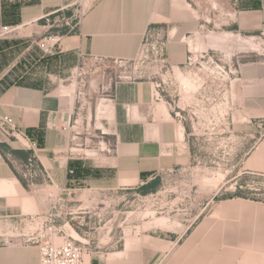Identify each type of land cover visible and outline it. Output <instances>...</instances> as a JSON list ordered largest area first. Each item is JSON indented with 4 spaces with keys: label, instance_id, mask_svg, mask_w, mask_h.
Returning <instances> with one entry per match:
<instances>
[{
    "label": "rangeland",
    "instance_id": "obj_1",
    "mask_svg": "<svg viewBox=\"0 0 264 264\" xmlns=\"http://www.w3.org/2000/svg\"><path fill=\"white\" fill-rule=\"evenodd\" d=\"M83 1L74 0L65 10L33 23L35 27H16L7 34L21 42L16 52L26 48V38L37 37V51L42 50L40 40L61 34L67 20L76 22L83 15ZM254 1L189 0L202 16L195 34L202 45L192 48L181 64L172 65L168 54L167 60L161 56L162 42L168 45L162 25L150 26L131 59L76 56L54 61V69H71L62 77L77 95L69 123L76 135L70 138L72 147L89 149L91 157L94 150L113 153L116 124L107 105L102 107L106 114L99 109L111 104L113 87L126 80L154 82L152 115L168 109L184 133V162L159 171L153 192L140 191L142 185L97 187L89 180L75 182L73 189H48L47 210L56 201L58 226L84 243L91 264H102L125 241L145 235L168 241L162 264H264L263 218L222 209L226 204L264 209V30H233L236 11L254 6ZM252 36L254 48L244 41ZM16 170L26 182L46 178L38 161L31 168L16 164ZM92 173L86 177H95ZM107 177H114L113 169ZM229 194L233 200L218 201ZM8 233L0 226V234Z\"/></svg>",
    "mask_w": 264,
    "mask_h": 264
},
{
    "label": "crops",
    "instance_id": "obj_2",
    "mask_svg": "<svg viewBox=\"0 0 264 264\" xmlns=\"http://www.w3.org/2000/svg\"><path fill=\"white\" fill-rule=\"evenodd\" d=\"M73 2L0 0V115L13 117L20 131L18 140L0 137V220L46 211L47 191L54 185L73 189L75 182L89 180L97 187L140 186L153 180L159 171L185 160L181 151L183 129L168 109L152 115L150 109L157 89L148 80L118 82L113 87L111 104L100 106L105 114L108 109L112 124H116L113 153L94 150L91 157L86 152L89 149L72 147L70 138L76 135L69 123L77 95L72 84H66L62 77L71 69H54V61L76 56L131 59L148 28L162 25L168 37V60L172 65L181 64L192 48L202 45L195 35L202 26L198 8L189 0H84L85 11L79 25L66 27L60 34V49L55 56L37 51L39 37L26 38V48L17 53L21 42L2 34L4 26L35 27L33 23L65 10ZM233 30L240 34L264 30V0L239 8ZM27 154L38 161L46 176L44 182L22 181L16 164H22ZM112 169L114 177L108 178L107 172ZM69 171L81 175H70ZM87 172L96 176L86 177ZM222 209L264 220V209L249 204H226ZM168 244L153 235L125 241L108 253L102 264H162L164 246ZM0 264H40L39 247L13 236L0 242Z\"/></svg>",
    "mask_w": 264,
    "mask_h": 264
},
{
    "label": "built area",
    "instance_id": "obj_3",
    "mask_svg": "<svg viewBox=\"0 0 264 264\" xmlns=\"http://www.w3.org/2000/svg\"><path fill=\"white\" fill-rule=\"evenodd\" d=\"M82 16L76 22L72 19L67 20V26L70 28L77 27ZM15 29L16 27L4 26L2 34H9ZM59 37L60 34L49 35L39 41L44 54H54L55 49L60 47ZM166 55L167 45L166 42H162L161 56H164V60H167ZM19 132L18 123L13 117L0 115V137L5 140H18ZM35 162L34 156L30 155L22 164L24 163L27 168H31ZM52 203L49 210L41 213L0 220V226L9 229L6 236L0 234V242L5 243L11 237L19 236L22 241L37 245L40 252V264H91L84 256V243L78 242L72 234L58 226L57 213H55L56 201L54 203L53 200Z\"/></svg>",
    "mask_w": 264,
    "mask_h": 264
},
{
    "label": "trees",
    "instance_id": "obj_4",
    "mask_svg": "<svg viewBox=\"0 0 264 264\" xmlns=\"http://www.w3.org/2000/svg\"><path fill=\"white\" fill-rule=\"evenodd\" d=\"M12 153L16 154L17 152L15 150H12ZM29 158L28 154L27 156L23 157V161H26L27 159ZM22 181L25 183L26 181L22 178ZM159 184V179L157 177H155L153 180H151L150 182L146 183V184H143L140 188V191L142 192H153L156 190V186ZM234 198V196L232 195H227L226 197L224 198H219V200L221 199H232Z\"/></svg>",
    "mask_w": 264,
    "mask_h": 264
},
{
    "label": "bare ground",
    "instance_id": "obj_5",
    "mask_svg": "<svg viewBox=\"0 0 264 264\" xmlns=\"http://www.w3.org/2000/svg\"><path fill=\"white\" fill-rule=\"evenodd\" d=\"M253 40H254L253 36L252 37H247L246 39H244L246 44L251 45L254 48L256 46V44L253 42Z\"/></svg>",
    "mask_w": 264,
    "mask_h": 264
}]
</instances>
